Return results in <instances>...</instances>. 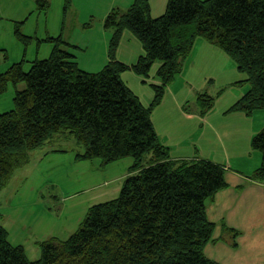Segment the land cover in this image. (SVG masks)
Returning a JSON list of instances; mask_svg holds the SVG:
<instances>
[{"label":"trees","instance_id":"obj_1","mask_svg":"<svg viewBox=\"0 0 264 264\" xmlns=\"http://www.w3.org/2000/svg\"><path fill=\"white\" fill-rule=\"evenodd\" d=\"M48 7L40 1L39 10ZM104 26L113 33L110 60L98 72L80 68L70 44L57 36L46 39L52 45L47 58L21 60L0 73V92L10 84L16 88L13 108L0 113V191L29 164L33 151L58 143L56 137L73 138L78 160L99 158L108 165L132 157L134 164L117 198L90 207L67 239L40 243L36 260L10 242L0 223V264H218L204 252L215 228L207 201L227 187L225 169L205 159L172 158L159 141L152 112L198 38L220 47L244 76L235 83L249 85L228 111L250 116L264 110V0H169L157 18L151 17L149 0H135L127 9L112 10ZM125 30L145 51L131 67L116 59ZM16 35L24 44L31 40L19 30ZM155 62L161 63L162 84L152 86L155 97L145 107L121 74L132 70L147 78ZM215 99L198 95L202 115ZM252 147L262 162L251 178L264 182V127ZM224 230L238 234L225 225Z\"/></svg>","mask_w":264,"mask_h":264},{"label":"crops","instance_id":"obj_2","mask_svg":"<svg viewBox=\"0 0 264 264\" xmlns=\"http://www.w3.org/2000/svg\"><path fill=\"white\" fill-rule=\"evenodd\" d=\"M40 1L44 0H0V24H7L1 35L8 33L21 44L17 30L31 37L24 44L20 61L27 60L29 49L34 59L50 54L52 47L46 39L61 36L70 44L80 68L98 72L110 60L113 33L105 28V19L115 8L127 9L135 0H60L62 10L51 24L48 12L52 3L45 0L49 7L39 10ZM168 1L149 0L151 17L162 16ZM144 55L141 42L125 30L116 51L117 61L131 67ZM226 56L220 47L198 38L181 72L166 87L162 102L154 107L152 121L159 141L168 147L172 158L205 159L225 169L227 187L207 201V217L215 225L213 241L204 250L207 258L218 264H264V182L251 178L262 162V154L252 147V140L264 127V111L256 110L250 116L228 111L247 89L242 85V90L225 96L240 80L234 62ZM160 66L155 62L147 78L132 70L121 74L145 107L155 97L152 86L162 84L157 75ZM207 92L216 94L215 105L202 115L197 98ZM68 139L62 136L54 140L64 143ZM128 175L129 170L119 176V181ZM224 225L238 234L226 232Z\"/></svg>","mask_w":264,"mask_h":264},{"label":"rangeland","instance_id":"obj_3","mask_svg":"<svg viewBox=\"0 0 264 264\" xmlns=\"http://www.w3.org/2000/svg\"><path fill=\"white\" fill-rule=\"evenodd\" d=\"M50 1L52 8L48 18L51 24L63 4L60 0ZM2 28L7 30L6 22L0 24V73L20 61L24 48V44L16 42L8 33L1 35ZM43 51L42 55L45 54ZM27 57V61L34 60L30 49ZM30 66L26 62L24 68L28 70ZM239 79L243 80L244 76L239 74ZM232 86L234 88L227 90L225 96L243 89L242 84ZM24 88V83L17 86L19 90ZM245 88L248 90L249 85ZM15 91V86L10 84L5 92H0V113L13 108ZM211 96L216 98V94ZM69 140L64 143L53 141L32 152L29 165L18 169L0 191V223L8 230L10 242L23 245L31 260L40 258V243L54 237L67 239L78 230L90 207L117 198L125 180L119 181V176L134 164L132 157L108 165L99 158L78 160L75 142L73 138Z\"/></svg>","mask_w":264,"mask_h":264}]
</instances>
